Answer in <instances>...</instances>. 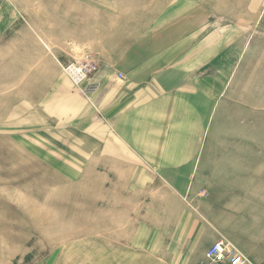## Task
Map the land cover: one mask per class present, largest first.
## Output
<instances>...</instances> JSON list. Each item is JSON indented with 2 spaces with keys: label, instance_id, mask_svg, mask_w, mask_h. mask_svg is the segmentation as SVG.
Returning a JSON list of instances; mask_svg holds the SVG:
<instances>
[{
  "label": "crops",
  "instance_id": "0c3cea01",
  "mask_svg": "<svg viewBox=\"0 0 264 264\" xmlns=\"http://www.w3.org/2000/svg\"><path fill=\"white\" fill-rule=\"evenodd\" d=\"M2 1L0 129L34 135L49 126L77 127L87 139L72 142L88 143V157L105 160L104 174L124 181L119 195H105L104 231H90L78 246L77 253L90 254L83 263L201 264L224 238L250 264H264V136L227 108L240 102L232 95L257 90L238 87L224 96L225 44L209 36L203 5L174 9L160 20L152 17L159 13L156 1L130 17L124 0L120 20L110 22L96 17L97 0H60L55 23L38 27L31 17L18 24L6 5L12 0ZM49 31L63 33L53 41ZM255 36L248 78L264 62L255 58L264 53ZM233 45L227 62L241 55L240 44ZM86 52L101 62L91 78L98 90L88 97L60 69V62ZM16 257L0 254V264Z\"/></svg>",
  "mask_w": 264,
  "mask_h": 264
},
{
  "label": "rangeland",
  "instance_id": "374dc122",
  "mask_svg": "<svg viewBox=\"0 0 264 264\" xmlns=\"http://www.w3.org/2000/svg\"><path fill=\"white\" fill-rule=\"evenodd\" d=\"M129 1L130 17L138 16L141 8L146 13L147 7L156 1L158 7L155 10L159 13L152 17L160 20L165 16L170 18L174 9L190 7L195 2L203 5L209 36L216 34V43L222 45L223 41L225 44V71L230 76L220 84L225 87L224 96L232 95V90L238 87L241 92L248 87L257 90L255 95H232L240 102L229 104L227 108L235 114V119L239 113L240 122L253 125L257 137L264 136V71L260 69L264 62L256 65L258 72L253 77L248 78L244 71L255 32L257 48L264 46V0ZM59 3L60 0H12L11 5H6L16 11L18 24L29 22L26 17H31L32 24L39 27L46 20L55 23L58 16L55 14L62 11ZM96 4V17L102 20L110 16V22L120 20L121 8L125 6L124 0H97ZM255 6L258 7L257 14L252 11ZM26 10L31 16H25ZM168 12L170 15H165ZM59 17L63 21L67 16ZM61 33L49 31V39L58 41ZM233 43L240 44L241 55L236 57V62H227L228 54L232 55ZM255 58L264 59V53H258ZM75 59L84 60L91 67L96 64L91 78L100 69L99 58L89 52L71 61ZM60 64L63 71L66 64ZM250 67L255 69L252 63ZM66 77L69 79L65 74ZM56 129L49 126L43 134L34 131V135L20 132V128L4 126L0 129V254L3 257L5 253L13 252L17 256L13 264L87 263L90 254L77 253L80 252L78 246L87 241L90 231L93 236L100 231L99 227L106 225L104 214L108 203L105 195L111 190L114 196L119 195L120 185L124 183L121 176L104 174L103 158L88 157V143L82 146L78 141L72 142L79 136L87 139L85 131L80 132L77 127Z\"/></svg>",
  "mask_w": 264,
  "mask_h": 264
},
{
  "label": "built area",
  "instance_id": "2783aa9c",
  "mask_svg": "<svg viewBox=\"0 0 264 264\" xmlns=\"http://www.w3.org/2000/svg\"><path fill=\"white\" fill-rule=\"evenodd\" d=\"M1 3V0H0ZM96 69V64L91 67L84 60L75 59L63 68L72 84L86 97L94 94L98 85L91 80V71ZM208 196L206 192H202ZM248 264L247 259L226 239L220 238L214 242L206 251L205 258L201 264Z\"/></svg>",
  "mask_w": 264,
  "mask_h": 264
}]
</instances>
